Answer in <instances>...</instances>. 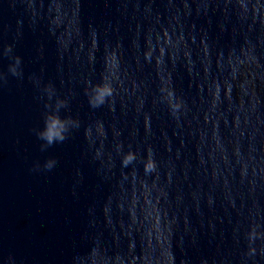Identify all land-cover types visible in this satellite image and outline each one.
Here are the masks:
<instances>
[{"label": "clouds", "instance_id": "obj_1", "mask_svg": "<svg viewBox=\"0 0 264 264\" xmlns=\"http://www.w3.org/2000/svg\"><path fill=\"white\" fill-rule=\"evenodd\" d=\"M6 2L10 8L25 5L30 28L45 21L56 43V68L65 91L44 81L43 66L40 74L28 76L44 108L43 127L32 129L42 142L40 151L63 144L82 130L83 156L96 166L101 182L110 186L100 206L103 223L97 221L95 205L89 207L90 231L82 236L86 246L74 253L70 264L264 261V133L260 132L264 0H159L163 12L153 7L157 0H146L142 10L140 0H115L122 19L128 18L132 4L127 48L120 21L85 23L82 0ZM193 17L203 18L208 27H197ZM213 17L215 36L210 32ZM22 27L17 20L11 43L0 37V59L9 61L6 71L0 69V89L8 85L9 77L24 79L23 59L15 52ZM226 30L229 40L221 44ZM43 53L41 46L36 59L42 60ZM73 66L78 70L74 72ZM184 77L187 90L177 85ZM77 83L90 110L87 120L69 112L78 95ZM100 109L110 115L109 121L94 116ZM165 120L178 141L176 147ZM154 121L160 122L158 136ZM221 122L226 135L220 132ZM186 137L188 143L194 141L195 169L188 158L182 159ZM205 148L210 170L202 155ZM57 163L55 157H48L36 161L31 171L50 172ZM193 170L197 176L210 177L208 190L200 183L193 186ZM75 177L73 195L83 179L79 168ZM218 207L223 217L217 215ZM225 219L231 225L228 233L216 227ZM205 238L214 254L193 260L189 252L199 250ZM7 264H16L11 255Z\"/></svg>", "mask_w": 264, "mask_h": 264}]
</instances>
